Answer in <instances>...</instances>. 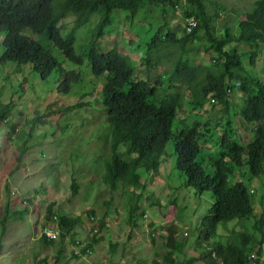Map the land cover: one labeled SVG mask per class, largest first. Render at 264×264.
I'll list each match as a JSON object with an SVG mask.
<instances>
[{
  "label": "rangeland",
  "instance_id": "obj_1",
  "mask_svg": "<svg viewBox=\"0 0 264 264\" xmlns=\"http://www.w3.org/2000/svg\"><path fill=\"white\" fill-rule=\"evenodd\" d=\"M255 1L203 0L208 23L214 30L212 35L219 39L236 35ZM144 5L130 18L126 11L113 10L111 23L97 38L98 50L116 46L132 60L138 78L161 80L157 96L170 94L179 103L172 130L195 122L207 123L210 132L201 137L203 151L198 160L200 155L205 158L217 152L216 143L226 130L242 144L253 139L259 122L243 118L245 96L233 78L225 77L222 100L211 91L201 97L197 94L207 74L216 76L220 72L225 56L211 46L202 29L191 36L182 50L177 43L161 42L158 52L148 54L147 41L156 24L163 21L160 17L163 7ZM172 8L164 11L167 21L164 30H172L180 37L183 5L178 3ZM74 18L70 13L59 21L63 35L73 26ZM97 19L98 14L89 16V21L76 30V52L82 50L89 33L96 29ZM42 41L52 48L64 70L78 73V80L62 92L58 89L63 78L61 71L54 70L42 79L31 71L29 64L17 66L13 61L0 64V104H10L0 121V264H178L183 259H190L191 264H204L201 251L219 236L224 239L231 232L242 230L243 224L256 235V244L247 252L246 264H256V260L264 264V236L253 229L252 218L244 223L234 220L225 226L218 224L216 233L207 240L198 236L214 197L210 190L198 193L186 185L185 175L176 168L171 140L165 144L159 164L152 171L141 170L138 188L123 187L121 182L115 189L108 188L102 174L103 158L109 154V127L99 102L104 77L93 74L86 58L82 64H74L64 60L51 43ZM232 42L237 43L236 37ZM229 48L226 45L223 49ZM2 50L0 47V54ZM236 51L242 53L241 78L249 83L252 77L253 86L264 81V42H239ZM252 53L256 54L254 64L250 63ZM146 55L152 61L157 60L155 64L141 63L140 59ZM176 60L186 61L194 68L193 82L169 83L167 70ZM211 97L216 99L215 103L209 101ZM118 148L125 157V147L121 144ZM202 164L213 171V167ZM238 172L231 180L240 179L247 185L253 213L259 217L264 212V172L252 178L247 174L242 177ZM47 206H52L57 215L79 219L73 236L82 242L91 221L99 224L100 230L93 237L100 240L92 243V256L75 257L70 250L72 242H51L41 237L43 223L47 221L45 226L56 227L52 220H46ZM131 208H135L134 214L130 213ZM167 223L174 225L175 229L171 228L175 232L174 242L183 245L182 253L159 236Z\"/></svg>",
  "mask_w": 264,
  "mask_h": 264
},
{
  "label": "trees",
  "instance_id": "obj_2",
  "mask_svg": "<svg viewBox=\"0 0 264 264\" xmlns=\"http://www.w3.org/2000/svg\"><path fill=\"white\" fill-rule=\"evenodd\" d=\"M178 3L183 5L182 18L194 16L197 19V24L191 31L180 26V37H176L172 30H164L167 28L165 10L173 9L172 6L176 7ZM144 4H151L158 9L163 7L160 15L163 21L156 24L153 35L147 41L148 54L158 52L161 42L166 45L177 43L182 50L191 36L202 29L211 46L225 56L220 72L216 76L207 74L197 94L201 97L211 91L222 100L224 79L226 76L233 78L245 96L241 109L243 118L248 122H259L253 139L242 144L226 130L218 139V151L207 154L205 158L199 157L198 160L197 157L202 152L201 137L210 132L207 123L195 122L189 127L172 130V121L179 103L170 94L157 96V85L161 80L151 82L149 77L138 78L132 60L116 46L105 51L98 50L97 38L102 29L111 23L113 10L126 11L130 18ZM70 13L75 16L74 24L63 35L58 23ZM95 14H98L96 29L89 33L82 50L76 52V30L89 21V16ZM208 21L203 0H0V47L3 48L0 64L7 61L15 62L17 66L29 64L31 71L42 79H46L54 70L61 71L63 78L58 89L66 92L78 80V73L73 69L64 70L52 48L42 40L51 43L64 60L82 64L86 58L93 74L104 77L99 102L103 106L109 127V154L103 158L102 174V180L108 188L115 189L118 182L123 187L138 188L141 170L152 171L165 154V144L171 140L176 154L175 165L185 175L186 185L192 186L198 193L210 190L214 197L209 213L203 218L198 236L207 240L216 233L218 224L225 226L234 220H242L244 223L252 218L253 229L259 230L263 237L264 212L259 217L253 213L252 197L247 185L240 179L231 180V177L238 171L242 177L247 174L250 178L258 177L264 172V81H257L253 86L252 77L249 83L241 78L239 72L243 71L242 53L236 51V44L239 42H264V0L255 1L254 8L245 14V21L239 25L236 35L221 39L214 37L213 27ZM235 37L237 43L232 42ZM226 45L230 46L227 51L223 49ZM255 56V53L250 55L251 64H254ZM140 60L145 66L157 61H152L149 55ZM193 72L194 68L187 65L186 61L176 60L167 70L169 83L178 81L189 84L194 81ZM195 84L198 86L200 83ZM169 86L171 88L173 84ZM8 103L0 104V121L10 109ZM24 128L26 130L27 126ZM13 130L14 126L11 132ZM121 144L125 147V157L119 152ZM207 161L213 167L212 172L202 164ZM51 207L47 206L45 217L58 226L59 234L57 238H48L42 233L41 237L51 242H72V246L78 247V253L73 251L75 257L92 256V243L100 240L93 237L100 230L99 224L97 226L94 222L93 227H88V235L82 242L73 236V229L79 224V219L57 215ZM130 210L132 213L135 208ZM89 214L93 215L91 211ZM46 223L47 221L42 227ZM171 228L174 225L167 223L165 231L159 236L166 239L169 245H176L178 252L182 253L183 245L174 242L175 232ZM183 235L187 236L188 232L184 231ZM255 244L256 235L247 231L243 224L242 230L233 231L224 239L219 236L208 249L201 251V257L204 264H246L247 252ZM178 264H191V260L183 259Z\"/></svg>",
  "mask_w": 264,
  "mask_h": 264
},
{
  "label": "built area",
  "instance_id": "obj_3",
  "mask_svg": "<svg viewBox=\"0 0 264 264\" xmlns=\"http://www.w3.org/2000/svg\"><path fill=\"white\" fill-rule=\"evenodd\" d=\"M194 24V21H193V19H190V20H188V27H187V29L189 30L190 29V27L192 26ZM54 218H55V216H54ZM89 218L91 219V220H93V216H89ZM94 223V221H91V227H93V224ZM97 230V227H95L94 228V231H96ZM41 232L42 233H44L48 238H57L58 237V234H59V229H58V227L56 226L55 228H51V227H49V226H44L43 228H42V230H41ZM75 253H78V250H75Z\"/></svg>",
  "mask_w": 264,
  "mask_h": 264
},
{
  "label": "clouds",
  "instance_id": "obj_4",
  "mask_svg": "<svg viewBox=\"0 0 264 264\" xmlns=\"http://www.w3.org/2000/svg\"><path fill=\"white\" fill-rule=\"evenodd\" d=\"M184 1V0H183ZM184 20L182 21V24H181V26H183V27H185V29H186V31H191V29H192V27H195L196 26V24H197V19L194 17V16H190V17H186V18H183ZM190 19H193V21H194V24L190 27V29L188 30L187 29V27H188V20H190ZM211 103H215L216 102V99L214 98V97H211L210 98V100H209ZM177 112V111H176ZM7 120V119H6ZM189 127V126H188ZM182 128H186V127H182ZM218 142V141H217ZM216 145H217V143H216ZM201 149H202V145H201ZM173 151H174V149H173ZM203 151V150H202ZM217 151H218V148H217ZM207 156V155H206ZM200 157L202 158V155H200ZM163 158V156L161 157V159ZM160 159V160H161ZM207 165H209L208 164V161H207V163H206ZM95 222V221H94ZM95 224H96V222H95ZM89 227V226H88ZM70 250H72V251H74L75 252V250H78V247L77 246H72L71 245V247H70Z\"/></svg>",
  "mask_w": 264,
  "mask_h": 264
}]
</instances>
